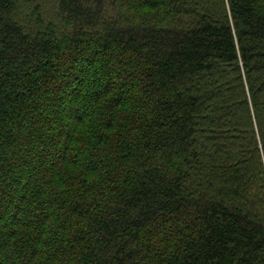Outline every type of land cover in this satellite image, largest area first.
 I'll list each match as a JSON object with an SVG mask.
<instances>
[{
  "label": "trees",
  "instance_id": "obj_1",
  "mask_svg": "<svg viewBox=\"0 0 264 264\" xmlns=\"http://www.w3.org/2000/svg\"><path fill=\"white\" fill-rule=\"evenodd\" d=\"M0 264H264V0H0Z\"/></svg>",
  "mask_w": 264,
  "mask_h": 264
}]
</instances>
